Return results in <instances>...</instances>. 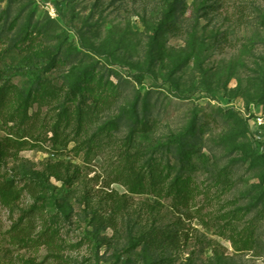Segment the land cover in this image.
<instances>
[{"label":"rangeland","instance_id":"1","mask_svg":"<svg viewBox=\"0 0 264 264\" xmlns=\"http://www.w3.org/2000/svg\"><path fill=\"white\" fill-rule=\"evenodd\" d=\"M3 86L0 264H264V0H0Z\"/></svg>","mask_w":264,"mask_h":264},{"label":"trees","instance_id":"2","mask_svg":"<svg viewBox=\"0 0 264 264\" xmlns=\"http://www.w3.org/2000/svg\"><path fill=\"white\" fill-rule=\"evenodd\" d=\"M77 81L72 82L70 84V87L72 89H75L77 87ZM0 97H1V102H4L10 95V87H1L0 88ZM90 119V113L89 111H80L79 115L76 119V126L79 128L83 126L85 123H87ZM156 169L149 167L148 173L151 176V182L154 185L157 183V177L156 175ZM131 176L133 178V181H136L137 183H140L144 179V175H141L140 172H137L136 170L131 173ZM152 186V185H151ZM1 191L2 192H7V193H16L17 187L12 183L11 181H6L1 184ZM26 189L34 199V205L33 207L28 210L20 220L19 224H16L12 231L18 232L19 237L23 238H30L37 230V222L38 219L42 216V209L40 207V202L46 198V188L42 187L40 184L32 182L28 185H26ZM48 235V243L53 242L54 236L51 235L49 232L47 233ZM19 242V241H18ZM51 247L54 246V244H50Z\"/></svg>","mask_w":264,"mask_h":264},{"label":"built area","instance_id":"3","mask_svg":"<svg viewBox=\"0 0 264 264\" xmlns=\"http://www.w3.org/2000/svg\"><path fill=\"white\" fill-rule=\"evenodd\" d=\"M257 124L260 126H264V117L262 116L257 117Z\"/></svg>","mask_w":264,"mask_h":264}]
</instances>
